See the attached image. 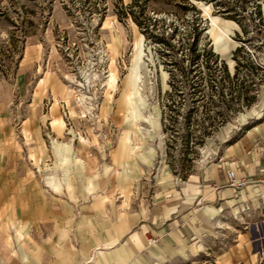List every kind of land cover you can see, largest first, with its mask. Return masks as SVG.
Here are the masks:
<instances>
[{
  "label": "rangeland",
  "instance_id": "obj_1",
  "mask_svg": "<svg viewBox=\"0 0 264 264\" xmlns=\"http://www.w3.org/2000/svg\"><path fill=\"white\" fill-rule=\"evenodd\" d=\"M254 154L264 0H0L7 264H264V183L222 181Z\"/></svg>",
  "mask_w": 264,
  "mask_h": 264
},
{
  "label": "crops",
  "instance_id": "obj_2",
  "mask_svg": "<svg viewBox=\"0 0 264 264\" xmlns=\"http://www.w3.org/2000/svg\"><path fill=\"white\" fill-rule=\"evenodd\" d=\"M254 131V132H253ZM260 129H259V125H255V126H252L250 128H248L246 134L249 136V137H254L255 134L257 132H259ZM253 153H250L248 156V158H251V155ZM244 165V169L242 168V170H237V174L238 175H248V174H255V175H258L260 173H262V171H264V162H262L261 160H259V158H255V154L254 156L252 157V159H249V160H245L244 159L242 160V163ZM218 178H220L218 176ZM220 182H221V179H219ZM223 182H225V177L223 178L222 180ZM195 188H192L191 189V193L190 195L194 196L197 194L196 191H194ZM188 191H187V195H188ZM4 204L3 201L1 202L0 201V205ZM105 204V201L104 200H99L97 203H94V207H96L97 211H99V213L103 212V209L101 206H103ZM186 206H183L182 207V211H181V216H180V213L177 214V216L173 219H170V217L168 216L169 214V211L166 210L164 212L165 216L163 217V220L161 221V227H160V230H159V233L162 234V235H165L167 239H177V237H180L181 235H183L186 230H187V226L189 227V223H187V220L185 218H187L186 216V213H184L186 211ZM4 220H3V215L0 214V231L2 230L3 228V223ZM121 222V223H120ZM135 223L134 222H130L129 219H120L118 220V229H122L123 232H126V231H129L132 227H133V224ZM117 229V230H118ZM139 234V232H136V236ZM116 236H120L121 234L119 233H116L115 234ZM185 235V234H184ZM183 235V236H184ZM134 236V237H136ZM166 251V250H163V252ZM15 254H16V263H18V258L20 257L21 259V263L20 264H23V258L21 257V253H23L21 250H18L16 249L15 251ZM3 253V254H7L6 251H2L1 252V249H0V254ZM162 254V253H161ZM160 254V255H161ZM0 264H7L6 263V260H4V258H2L0 256Z\"/></svg>",
  "mask_w": 264,
  "mask_h": 264
},
{
  "label": "built area",
  "instance_id": "obj_3",
  "mask_svg": "<svg viewBox=\"0 0 264 264\" xmlns=\"http://www.w3.org/2000/svg\"><path fill=\"white\" fill-rule=\"evenodd\" d=\"M225 178L226 182L223 186H229L235 191H239L247 185L255 184L257 182L264 183V171H262L259 178L256 179L248 175H238L233 168H228L225 171Z\"/></svg>",
  "mask_w": 264,
  "mask_h": 264
},
{
  "label": "bare ground",
  "instance_id": "obj_4",
  "mask_svg": "<svg viewBox=\"0 0 264 264\" xmlns=\"http://www.w3.org/2000/svg\"><path fill=\"white\" fill-rule=\"evenodd\" d=\"M253 132H254V131H253ZM151 155H152V152L143 153V154H140V155L138 156V158H139L140 160H142L143 162L149 163V162H150Z\"/></svg>",
  "mask_w": 264,
  "mask_h": 264
},
{
  "label": "trees",
  "instance_id": "obj_5",
  "mask_svg": "<svg viewBox=\"0 0 264 264\" xmlns=\"http://www.w3.org/2000/svg\"><path fill=\"white\" fill-rule=\"evenodd\" d=\"M192 44L195 46V44H196V41H195V37H193V42H192ZM193 50H194V48H193ZM196 55H198V54H196Z\"/></svg>",
  "mask_w": 264,
  "mask_h": 264
}]
</instances>
